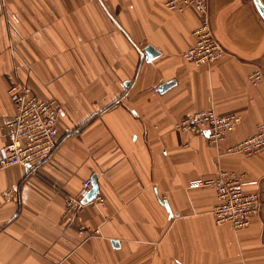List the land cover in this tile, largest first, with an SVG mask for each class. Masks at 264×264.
Instances as JSON below:
<instances>
[{
  "label": "crops",
  "instance_id": "1",
  "mask_svg": "<svg viewBox=\"0 0 264 264\" xmlns=\"http://www.w3.org/2000/svg\"><path fill=\"white\" fill-rule=\"evenodd\" d=\"M208 2L224 54L197 67L183 57L201 22L194 9L0 0V148L15 115L13 84L62 108L51 158L0 170V264H264V150H228L264 119V18L254 0ZM202 110L241 122L217 145L176 128ZM220 170L260 195L261 212L245 228L217 225L216 190L192 186ZM88 178L106 208L88 202L65 215L66 197L83 199Z\"/></svg>",
  "mask_w": 264,
  "mask_h": 264
},
{
  "label": "built area",
  "instance_id": "2",
  "mask_svg": "<svg viewBox=\"0 0 264 264\" xmlns=\"http://www.w3.org/2000/svg\"><path fill=\"white\" fill-rule=\"evenodd\" d=\"M165 7L171 11L184 12L194 9L200 15L201 22L194 30V43L183 52V57L195 66L211 65L224 54V48L215 36L209 15L208 0H163ZM262 79L260 70L250 75L253 83ZM159 92L158 88L155 89ZM8 95L14 105L15 115L8 122V144L0 148V170L12 166H24L34 169L46 162L54 154L58 145V122L62 113L59 104L50 98L33 93L29 87L21 82L13 84ZM241 122V116L236 113L219 114L215 110H202L189 114L176 123V128L188 130L194 134L206 135L207 140L217 145L235 129ZM3 126L0 124V129ZM246 156L258 154L264 150V119L256 127L253 135L247 137L236 146L228 149ZM244 182L229 172L220 170L214 177L192 181V186H207L217 192L219 203L213 209V216L217 225L231 224L235 229H242L250 225L252 217L261 212V198L258 192L244 190ZM93 187V179L88 178L84 183V190ZM8 197L10 192H5ZM65 215L71 214L83 207L82 198L66 197ZM100 209L106 208L105 197L98 194L89 201ZM81 230L91 236H101L100 228Z\"/></svg>",
  "mask_w": 264,
  "mask_h": 264
},
{
  "label": "water",
  "instance_id": "3",
  "mask_svg": "<svg viewBox=\"0 0 264 264\" xmlns=\"http://www.w3.org/2000/svg\"><path fill=\"white\" fill-rule=\"evenodd\" d=\"M261 15L263 16L264 18V9L262 8L261 4H260V1L259 0H254ZM146 53H147V56H146V59L147 60H151L152 58H154L155 56H157L158 54L155 53V50L153 47L149 46L148 48H146ZM100 190H99V186H98V183H97V180L96 178H94L93 180V187L92 189H90L83 197L82 199V203L83 204H87L90 200H92L93 198H95L98 194H99ZM115 243H117L115 241Z\"/></svg>",
  "mask_w": 264,
  "mask_h": 264
},
{
  "label": "rangeland",
  "instance_id": "4",
  "mask_svg": "<svg viewBox=\"0 0 264 264\" xmlns=\"http://www.w3.org/2000/svg\"><path fill=\"white\" fill-rule=\"evenodd\" d=\"M66 204V203H65Z\"/></svg>",
  "mask_w": 264,
  "mask_h": 264
}]
</instances>
